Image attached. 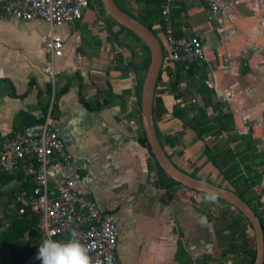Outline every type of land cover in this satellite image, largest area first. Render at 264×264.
<instances>
[{
    "label": "crops",
    "instance_id": "1",
    "mask_svg": "<svg viewBox=\"0 0 264 264\" xmlns=\"http://www.w3.org/2000/svg\"><path fill=\"white\" fill-rule=\"evenodd\" d=\"M115 2L151 23L160 38L164 61L154 119L168 158L182 172L224 189L256 182L245 198L264 222V0H220L221 14L214 20L199 0H175V37L201 38L207 54L187 76L166 60L163 0ZM48 31L41 21L0 19V151L5 138L44 123L46 108L52 109L74 157L64 174L116 215L121 264H251L257 242L243 215L219 198L211 202L207 194L169 180L140 142L145 132L138 86L147 73L145 49L91 8L74 26L54 27L65 53L58 61L63 76L50 88L43 75ZM176 81L184 84L180 98ZM197 84L214 92L210 105H204ZM193 97L197 104L185 112L182 104ZM232 169L236 185L224 175ZM60 172L55 164L52 173ZM7 187L22 188L18 180Z\"/></svg>",
    "mask_w": 264,
    "mask_h": 264
},
{
    "label": "built area",
    "instance_id": "2",
    "mask_svg": "<svg viewBox=\"0 0 264 264\" xmlns=\"http://www.w3.org/2000/svg\"><path fill=\"white\" fill-rule=\"evenodd\" d=\"M100 0H0V19L22 22L41 21L49 26L44 35L47 51L44 73L55 88L63 76L58 61L63 58L65 42L57 37L56 26H74L81 22L85 13L93 8L99 10ZM209 20L221 14L220 0H199ZM175 0H163L162 32L169 47L166 60L180 67V74L187 76L195 66L207 61L201 38L197 36L176 38L173 7ZM164 61V60H163ZM180 91L183 82H175ZM197 99L182 104L189 112ZM58 164L62 172L52 173ZM74 165V157L67 150L64 138L55 125L50 109L44 123L26 126L5 138L0 151V173L10 176L22 175L34 184L28 191L19 188L16 201L19 214L30 209L38 216L37 234L40 242L51 234L53 240L70 239L73 229L80 233V240L89 248L92 264H121L118 241L121 230L116 215L99 207L89 196L81 193L75 180L64 172Z\"/></svg>",
    "mask_w": 264,
    "mask_h": 264
},
{
    "label": "water",
    "instance_id": "3",
    "mask_svg": "<svg viewBox=\"0 0 264 264\" xmlns=\"http://www.w3.org/2000/svg\"><path fill=\"white\" fill-rule=\"evenodd\" d=\"M105 10L118 24L131 30L149 48L151 63L146 73L141 94V112L143 127L151 152L165 174L177 183L204 194L215 193L216 198L222 199L233 205L242 213L252 225L257 242L256 259L254 264H264V231L260 218L249 204L239 198L233 191L215 186L204 180L196 179L179 170L166 155L159 140L155 119L154 103L156 87L161 73L164 53L162 45L157 36L138 19L122 10L115 0H101ZM41 71V70H40ZM46 82L50 78L43 73Z\"/></svg>",
    "mask_w": 264,
    "mask_h": 264
},
{
    "label": "trees",
    "instance_id": "4",
    "mask_svg": "<svg viewBox=\"0 0 264 264\" xmlns=\"http://www.w3.org/2000/svg\"><path fill=\"white\" fill-rule=\"evenodd\" d=\"M101 4V0L99 1ZM102 5V4H101ZM112 19V18H111ZM113 20V19H112ZM141 23H143L147 28H149L153 33V25L151 23H145L144 20L141 18L138 19ZM113 22L118 25L121 28V33L126 32L127 35L129 37H132L133 40H135L136 42L141 43L143 46V48L145 49V51L148 53L149 58L148 60L143 64V69H145L146 71H148L150 63H151V54H150V50L149 48L146 46V44L138 37L136 36L131 30L127 29L126 27L118 24L116 21L113 20ZM120 33V34H121ZM155 34V33H154ZM131 65H134L135 62L131 61L130 63ZM161 73L159 75V79H160ZM145 80V78H144ZM144 80H142L138 86V105H139V109L141 110V94H142V87L144 84ZM3 81L0 80V84ZM49 87L52 88V84H49ZM199 92V94H201L204 105H210L212 103V97L214 92L211 91L209 89V87H207L206 85H201V84H197L195 86ZM174 88L175 91L177 93V96L180 98V95L178 94L179 90L176 87V84H174ZM186 93V92H185ZM81 101L83 102V104L87 107H90V105L88 104V102H86L83 98L81 99ZM48 113V108H46L45 110V114L47 115ZM183 115V114H182ZM219 125L220 127L226 128V125H224V122L222 120L219 121ZM228 127V126H227ZM211 129V128H209ZM140 142L146 146L150 152V154L152 155V157L155 159V157L153 156L150 146L148 144V140L146 138L145 133H143V137L140 139ZM156 161V159H155ZM213 163L217 166L220 167V164L217 162V160L215 158H212ZM157 165L159 166L158 162L156 161ZM160 168V166H159ZM164 172V171H163ZM165 173V172H164ZM237 174V170L236 169H232L230 171H226L225 172V177L230 181H232V177L235 176ZM169 178V177H168ZM18 180L21 182V187L27 189L28 191H31L34 188V184L33 183H29L26 182L23 178L22 175H18V176H10V175H6V174H1L0 173V183L2 184V182L4 183V185H7L8 183ZM169 180H171L172 182H174L175 184L181 185L179 183H177L176 181L172 180L171 178H169ZM233 184L236 185L235 181H232ZM256 185V182H251L246 184V186L240 190H238L236 188L235 191H233L236 195L239 196L240 199H242L243 201H245L247 204L250 205L249 201L246 200L245 195ZM222 200V199H220ZM224 201V200H222ZM226 202V201H224ZM228 203V202H226ZM229 205H231L230 203H228ZM232 207H234L233 205H231ZM251 206V205H250ZM235 208V207H234ZM251 208L255 211V209L251 206ZM255 213L257 214V212L255 211ZM242 214V213H241ZM243 215V214H242ZM257 216L260 218L261 222H262V226H263V231H264V222L262 220V218L257 214ZM243 217L248 221V219L243 215ZM249 222V221H248ZM234 223V227H240V223L237 220L233 221ZM250 223V222H249ZM37 224H38V216H36L30 209H27L25 211V214L23 215H17L16 217L13 218L11 224H10V228L7 232H5L4 230H0V239L1 242L3 243L4 247L10 243L11 241H16L19 239L24 238L26 235H28L30 237V239H33L35 236L38 237L37 234ZM251 225V224H250ZM252 226V225H251ZM253 228V227H252ZM39 239V238H38ZM39 244H37L35 247L36 249H39ZM252 256V263H255V259H256V250L254 252L251 253ZM14 264H25L24 261H19V260H15Z\"/></svg>",
    "mask_w": 264,
    "mask_h": 264
},
{
    "label": "rangeland",
    "instance_id": "5",
    "mask_svg": "<svg viewBox=\"0 0 264 264\" xmlns=\"http://www.w3.org/2000/svg\"><path fill=\"white\" fill-rule=\"evenodd\" d=\"M101 4H99L101 14H106L108 20L114 23L103 4ZM138 44L139 46H143L139 42ZM138 58H140V55H138ZM9 184H12V182L7 185H4L3 182L2 184L0 183V230H4L5 232L9 230L13 218L20 215L19 203L16 201L19 191L13 187H7ZM252 207L254 208V206ZM255 211L259 215L258 210L255 209ZM39 243L40 240L37 236L30 239L26 235L22 239L11 241L4 247L0 239V264H14L15 260L24 261L25 264H42V261L37 259L39 249L35 247Z\"/></svg>",
    "mask_w": 264,
    "mask_h": 264
},
{
    "label": "clouds",
    "instance_id": "6",
    "mask_svg": "<svg viewBox=\"0 0 264 264\" xmlns=\"http://www.w3.org/2000/svg\"><path fill=\"white\" fill-rule=\"evenodd\" d=\"M211 202L216 201L215 193L205 197ZM80 233L73 229L70 239L66 241L53 240L51 234L40 242L37 259L42 264H92L89 248L80 240Z\"/></svg>",
    "mask_w": 264,
    "mask_h": 264
}]
</instances>
